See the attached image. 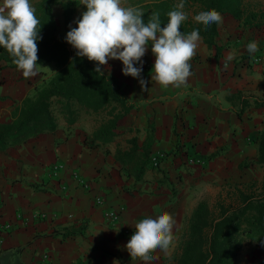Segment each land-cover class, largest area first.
<instances>
[{
	"label": "crops",
	"instance_id": "1",
	"mask_svg": "<svg viewBox=\"0 0 264 264\" xmlns=\"http://www.w3.org/2000/svg\"><path fill=\"white\" fill-rule=\"evenodd\" d=\"M41 1L30 3L34 7ZM148 1L123 3L133 7ZM52 2L57 34L64 35L66 6L75 5L67 31L76 27L86 9L80 0ZM243 2L249 10H264V0ZM221 16L214 46L219 51L201 39L184 86L163 90L151 81L155 60L151 46L142 58L139 78L123 75L118 60L102 66L137 105L118 121L111 140L93 139L104 116L80 110L75 121L68 123L67 116L53 107V132L0 148V218L15 222L18 213L28 218L26 224L17 222L5 239L0 253L5 264H35L42 255L50 264H172L200 201H234L238 191H246L251 183L259 190L263 174L252 176V170L264 132V108H256L253 101L264 99V29H248L241 21ZM249 41L258 42L260 60L253 65L240 59L248 54ZM229 54L234 59L227 61L225 69ZM54 70L45 74L38 66V74L25 79L16 68L0 62V123L8 122L12 110ZM141 79L147 82L145 90ZM132 139L138 156L148 150L139 178L125 159ZM159 151L168 156L154 169L149 156ZM184 153L201 156L206 164L188 165ZM56 163L62 168L54 175L51 167ZM74 173L88 188L78 184ZM107 211L118 214L117 229L108 225ZM34 212L43 213L44 219L32 218ZM164 212L176 221L168 252H154L151 262L132 261L125 248L130 236L122 229H135L140 219ZM237 264H264V247L245 246Z\"/></svg>",
	"mask_w": 264,
	"mask_h": 264
},
{
	"label": "trees",
	"instance_id": "2",
	"mask_svg": "<svg viewBox=\"0 0 264 264\" xmlns=\"http://www.w3.org/2000/svg\"><path fill=\"white\" fill-rule=\"evenodd\" d=\"M52 1L42 0L34 9L42 26L37 63H53L55 70L44 85L21 100L12 110L8 122L0 123L1 149L19 145L45 132H53L56 129L54 104L67 116L68 123L75 121L80 110L103 113L102 123L93 137L103 142L114 137L118 121L137 107L127 97L116 77L102 66L103 75L96 73L94 69L97 65L78 57L66 43L65 36L74 4L67 5L64 11L65 34H57ZM179 2L151 0L133 7L143 11L145 22L154 12H158L163 27L167 23L168 12L174 10ZM212 9L241 21L245 28L264 29V10H249L243 0H184L183 11L188 19L181 26V31L187 34L198 28L203 43L208 48L214 47L218 24L210 25L205 30L203 25L194 23L192 19L199 12ZM214 48L216 52L219 51ZM0 62L15 68L12 58L3 48H0ZM253 102L256 108H264V99H254ZM130 143L132 149L125 159L133 165L134 174L139 178L147 164L148 150H143L138 156L136 141L132 139ZM256 162L264 169V132L258 139ZM256 186V183H251L246 191H238L236 199L228 203L221 200L213 204L200 201L189 219L172 264H237L245 246L257 244L264 247V173L259 190Z\"/></svg>",
	"mask_w": 264,
	"mask_h": 264
},
{
	"label": "clouds",
	"instance_id": "3",
	"mask_svg": "<svg viewBox=\"0 0 264 264\" xmlns=\"http://www.w3.org/2000/svg\"><path fill=\"white\" fill-rule=\"evenodd\" d=\"M85 7L75 28H71L65 41L80 58L94 62L96 73L103 75L101 66L109 60L122 63V74L139 78L142 58L151 46L155 58L151 69V81L163 90L179 88L187 84L192 72L190 61L200 47V30L185 34L181 26L188 19L184 0L167 14V23L162 27L159 13L154 12L145 22L142 10L124 6L123 0H80ZM193 22L203 25L221 24L223 17L212 9L204 10L192 17ZM40 20L30 0H0V48L12 58L16 70L25 79L38 73V41L41 39ZM246 50L251 55L258 51V42L249 41ZM234 59L229 54L224 63ZM140 64V67H136ZM146 81L140 80L142 90ZM176 221L167 212L155 218L145 217L135 224L125 248L132 261L151 262L153 253H167L174 241Z\"/></svg>",
	"mask_w": 264,
	"mask_h": 264
},
{
	"label": "built area",
	"instance_id": "4",
	"mask_svg": "<svg viewBox=\"0 0 264 264\" xmlns=\"http://www.w3.org/2000/svg\"><path fill=\"white\" fill-rule=\"evenodd\" d=\"M168 153L159 151L153 155L149 156V164L152 168L157 169L160 167L162 162L167 158ZM184 160L188 165H199L203 166L206 164L205 159L203 157H198L196 155H188L186 153L183 154ZM62 165L56 163L51 167L52 173L55 175L60 169ZM73 178L78 182V184L83 188H88L87 182H85L77 173L73 174ZM0 210H1V201H0ZM105 216L108 222V225L113 229L118 228L119 217L118 214L114 212L107 211L105 212ZM45 215L43 213L34 212L32 214V218L44 219ZM22 222L23 224L28 223V218L22 214L16 215V221L9 220H1L0 218V253L4 244L6 237L12 233V231L16 228V223ZM135 229H122V233L124 235L130 236L134 233ZM154 254V253H153ZM35 264H50L47 255H42L36 261Z\"/></svg>",
	"mask_w": 264,
	"mask_h": 264
},
{
	"label": "rangeland",
	"instance_id": "5",
	"mask_svg": "<svg viewBox=\"0 0 264 264\" xmlns=\"http://www.w3.org/2000/svg\"><path fill=\"white\" fill-rule=\"evenodd\" d=\"M248 55H250V54H249V53H248V54H245V55L243 54V55L240 56V59H241L243 62L245 61V63H249V62H251V63H252L251 65L256 64V63L259 62L260 59H259V55H257V52H255L254 54H251V57H248V58H247ZM39 67H43V68H44L45 74H46V73H50V72H52V71H53V68H55L53 63L42 64V65H39ZM45 83H46V81H44V83H41V84L39 85V87H41V86L44 85ZM53 107H54V110H55V109H59V108H58L59 106L56 105V104H54ZM103 116H104L103 113L100 114V118L103 117ZM96 117H98V116L96 115ZM98 120H99V118H98ZM260 172L263 174L264 169H262V167H260V166L257 164L256 166L253 167V170H252V176H254V175H257V176H258V173H259V175L261 176ZM259 183H260V182H259ZM0 261H1V264H5V258H4V257L1 258V256H0Z\"/></svg>",
	"mask_w": 264,
	"mask_h": 264
}]
</instances>
